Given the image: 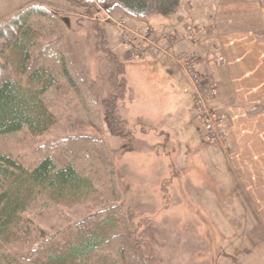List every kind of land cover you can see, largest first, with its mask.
Wrapping results in <instances>:
<instances>
[{
  "label": "rangeland",
  "instance_id": "374dc122",
  "mask_svg": "<svg viewBox=\"0 0 264 264\" xmlns=\"http://www.w3.org/2000/svg\"><path fill=\"white\" fill-rule=\"evenodd\" d=\"M87 1L83 3L88 5L90 14L65 0H0V24L31 6L53 10L62 27L70 60L90 88L98 110L95 115L88 107L70 101L65 86L52 85L40 95L49 116L50 131L36 138L27 132L0 138V151L24 159L40 145L68 136L95 138L106 147L104 153L89 152L91 161L79 164L80 173L92 180V186L84 185L63 197L43 191L50 201L33 202L20 213L19 224L13 223L8 231L0 233V264H129L119 256L126 249L123 242L111 240L125 227L118 220L119 209L128 214L130 226L161 264H223L224 247L230 243L229 238L237 240L240 225L236 223L244 219L243 210L236 202L227 200L229 193L221 190L222 178L216 172L209 169V179L203 176L201 181L199 176L191 175L192 143L187 145L186 130L177 128L175 121L166 117L171 108L166 109L159 93L155 101L161 103L159 108L163 107L158 110L160 116L155 120L146 112V72L151 71V66H146V53L137 59L125 57L113 27L90 19L97 8ZM98 2L110 17L116 15L135 23L129 16L114 13ZM95 24L105 31L106 44L124 68L126 92L116 107L129 131L123 139L109 134L101 113L107 87L98 60ZM28 34L27 42L39 35L34 30ZM3 42L0 40V44ZM167 51L171 57L172 51ZM22 61L20 51L11 47L2 51L0 47V64L5 63L13 81L23 89L40 90L42 84L27 82L21 76ZM192 125L200 129V124ZM66 145L51 150L58 163L68 162L69 151L75 156L71 144ZM173 163L180 164L184 171L173 174ZM196 177L199 183L194 185ZM38 191L32 192L29 201ZM101 213L105 214L99 219ZM105 217L112 218L96 224ZM86 239H95L100 245L109 240L112 243L86 261L75 260L68 253L70 247ZM226 249L229 254L234 250ZM50 255L53 259L47 261Z\"/></svg>",
  "mask_w": 264,
  "mask_h": 264
},
{
  "label": "crops",
  "instance_id": "0c3cea01",
  "mask_svg": "<svg viewBox=\"0 0 264 264\" xmlns=\"http://www.w3.org/2000/svg\"><path fill=\"white\" fill-rule=\"evenodd\" d=\"M187 25L198 26L203 33L195 39L174 41L171 49L194 50L197 69L205 70L204 82L214 87L209 106L222 117L221 143H207L201 125L198 130L192 125L200 123L193 119L191 83L171 57L153 48L146 50V66H151L146 72V112L155 120L160 116L158 110L163 107L155 101L159 93L162 104L171 108L166 117L186 130L187 145L192 143L191 175L201 181L208 177L207 171L216 172L222 178L221 190L229 193L226 199L243 210L244 226L236 223L240 232L237 240L229 238L224 247L223 264H264V110L248 115L264 99V5L259 0H182L169 18H146L152 40L166 48L168 31L176 30L179 37ZM215 50L225 60L218 69L208 59ZM170 166L175 175L184 171L178 163ZM197 177L194 185L199 183ZM226 248L234 250L229 254Z\"/></svg>",
  "mask_w": 264,
  "mask_h": 264
},
{
  "label": "trees",
  "instance_id": "16d2710c",
  "mask_svg": "<svg viewBox=\"0 0 264 264\" xmlns=\"http://www.w3.org/2000/svg\"><path fill=\"white\" fill-rule=\"evenodd\" d=\"M65 1L71 2L70 4L75 8L84 9L85 14H90L88 5L86 2L83 3L84 0ZM100 1L108 10L127 15L133 22L141 25H146V18L171 17L182 2V0H115L113 4H109L110 0ZM259 1L264 5V0ZM94 27L98 32L96 34L98 60L107 87L106 96L101 103V113L109 134L123 139L129 131L126 121L116 113L117 103L126 92L122 77L123 64L106 44L105 31L96 24ZM31 30L39 35L33 41L27 42ZM0 40L4 41L0 44L2 51L11 47L21 52L23 61L20 72L23 79L36 85H43L40 90L23 89L20 84L13 81L5 63L0 64V138L22 132H27L36 138L50 131L49 116L40 95L45 94L52 85L65 86L70 92V101L98 113L90 88L70 60L64 44L62 27L54 12L38 5L28 7L0 24ZM263 110L264 99L261 106L248 110V115ZM66 143L71 144L75 156L69 151L72 156L67 154L68 162L61 164L58 163L55 152L51 150L56 146H67ZM82 146L84 148H81ZM93 150L98 152L102 150L104 153L106 147L101 140L95 138L68 136L54 143L46 142L40 145L34 153H27L28 156L24 159L0 151V233L8 231L13 223L19 224L20 213L33 202L35 204L41 199L50 201L43 191L63 197L67 193L77 192L80 187H85L84 185L92 186V180L80 173L78 168L82 161L90 160L89 152ZM37 189L39 191L34 199L29 201L32 192ZM103 214L105 213L98 216L99 219ZM111 218L105 217L96 224L106 223ZM118 220L122 224L125 223V227L111 240L121 241L123 247H126V249L122 248L123 251L119 252V256L128 260L129 264H161L155 255L149 252L141 235L130 226L128 214L119 209ZM112 241L100 245L95 239L82 240L77 245H72L68 253L75 260L83 262L98 251L109 248V243ZM51 256L53 255H50L47 261L53 259Z\"/></svg>",
  "mask_w": 264,
  "mask_h": 264
},
{
  "label": "built area",
  "instance_id": "2783aa9c",
  "mask_svg": "<svg viewBox=\"0 0 264 264\" xmlns=\"http://www.w3.org/2000/svg\"><path fill=\"white\" fill-rule=\"evenodd\" d=\"M91 5H94L97 10L90 19L94 22L111 25L117 34L119 43L128 52L131 58L141 57L147 48H153L158 53L168 55L167 49L157 45L151 38V30L130 25L123 18L110 17L100 4L95 0H89ZM202 33L200 27L187 25L183 29V35L176 38V32L170 31L168 39L170 46L176 44L182 38L195 39ZM176 39V40H175ZM196 42V41H193ZM171 58L179 65L185 75L188 77L193 87L194 101V118L199 121L205 132V140L208 143H219L222 138V117L215 114L209 107L208 100L214 94L213 86L204 82L206 77L205 70L197 69V56L193 51H185L181 53L171 54ZM209 61L215 68H220L224 65V57L218 51H213L209 57Z\"/></svg>",
  "mask_w": 264,
  "mask_h": 264
}]
</instances>
